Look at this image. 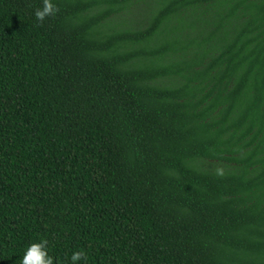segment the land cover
I'll return each instance as SVG.
<instances>
[{
	"label": "trees",
	"instance_id": "trees-1",
	"mask_svg": "<svg viewBox=\"0 0 264 264\" xmlns=\"http://www.w3.org/2000/svg\"><path fill=\"white\" fill-rule=\"evenodd\" d=\"M0 0V264H264V0Z\"/></svg>",
	"mask_w": 264,
	"mask_h": 264
},
{
	"label": "clouds",
	"instance_id": "clouds-1",
	"mask_svg": "<svg viewBox=\"0 0 264 264\" xmlns=\"http://www.w3.org/2000/svg\"><path fill=\"white\" fill-rule=\"evenodd\" d=\"M58 11L54 0H41V7L33 10V17L37 21H43L46 17L55 15ZM47 241L30 242L24 249L19 259V264H53V257L48 254ZM82 259H86L83 250L73 251L68 257L70 264H77Z\"/></svg>",
	"mask_w": 264,
	"mask_h": 264
}]
</instances>
